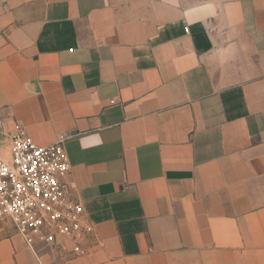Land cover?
I'll return each mask as SVG.
<instances>
[{
    "label": "crops",
    "instance_id": "1",
    "mask_svg": "<svg viewBox=\"0 0 264 264\" xmlns=\"http://www.w3.org/2000/svg\"><path fill=\"white\" fill-rule=\"evenodd\" d=\"M65 140L94 227L0 264H264V0H0V141Z\"/></svg>",
    "mask_w": 264,
    "mask_h": 264
},
{
    "label": "built area",
    "instance_id": "2",
    "mask_svg": "<svg viewBox=\"0 0 264 264\" xmlns=\"http://www.w3.org/2000/svg\"><path fill=\"white\" fill-rule=\"evenodd\" d=\"M65 140L41 146L20 129L0 155V224H10L28 247L58 249L71 242L74 253L94 233L84 204L69 180L72 167Z\"/></svg>",
    "mask_w": 264,
    "mask_h": 264
},
{
    "label": "rangeland",
    "instance_id": "3",
    "mask_svg": "<svg viewBox=\"0 0 264 264\" xmlns=\"http://www.w3.org/2000/svg\"><path fill=\"white\" fill-rule=\"evenodd\" d=\"M0 155L6 159L10 157L8 145L3 141H0Z\"/></svg>",
    "mask_w": 264,
    "mask_h": 264
}]
</instances>
